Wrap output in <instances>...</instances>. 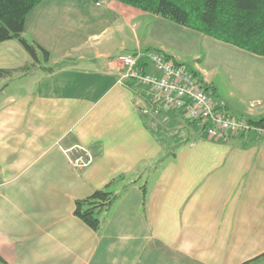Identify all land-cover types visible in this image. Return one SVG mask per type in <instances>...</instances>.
I'll list each match as a JSON object with an SVG mask.
<instances>
[{
  "label": "crops",
  "instance_id": "0c3cea01",
  "mask_svg": "<svg viewBox=\"0 0 264 264\" xmlns=\"http://www.w3.org/2000/svg\"><path fill=\"white\" fill-rule=\"evenodd\" d=\"M23 34L51 57L33 66L18 40L0 42V69L31 66L0 76V264H264V131L207 138L120 81L122 55L156 49L199 72L230 114L256 118L264 56L117 0H43ZM211 66L251 100L244 111ZM180 118L179 135L163 126ZM173 135L185 141L163 160ZM76 145L90 166H71ZM106 186L122 194L97 232L76 200Z\"/></svg>",
  "mask_w": 264,
  "mask_h": 264
},
{
  "label": "trees",
  "instance_id": "16d2710c",
  "mask_svg": "<svg viewBox=\"0 0 264 264\" xmlns=\"http://www.w3.org/2000/svg\"><path fill=\"white\" fill-rule=\"evenodd\" d=\"M42 1L0 0V42L10 39L18 40L33 59V66L48 62L51 57V53L47 49L36 41L26 38L23 34L27 15ZM117 1L159 15L256 55L264 56V0ZM147 50L156 49L149 48ZM166 56L173 62L181 64L171 56ZM30 68L31 66H23L15 70L0 69V76L22 74ZM194 72L200 76L199 72L195 70ZM204 85L215 95L212 86L206 82ZM247 119L251 124L264 129V116ZM189 122L190 124L196 123L194 120ZM177 135H173L171 140L166 143L169 148L163 155V160L175 156L176 149L185 141ZM109 186L94 190L87 198L76 200L75 214L97 232L101 230L108 213L122 194V192L113 191ZM143 195L145 203V189Z\"/></svg>",
  "mask_w": 264,
  "mask_h": 264
},
{
  "label": "built area",
  "instance_id": "2783aa9c",
  "mask_svg": "<svg viewBox=\"0 0 264 264\" xmlns=\"http://www.w3.org/2000/svg\"><path fill=\"white\" fill-rule=\"evenodd\" d=\"M104 0H96L98 5ZM124 72L122 80H134L146 87L149 103L155 110L167 106L194 120L202 134L215 140H228L249 131H264L251 124L246 117L232 115L224 100L217 98L205 87V81L189 67L173 62L161 51L144 50L124 54L121 57ZM149 64L156 72H148ZM71 166L86 168L94 160V154L83 145L65 149Z\"/></svg>",
  "mask_w": 264,
  "mask_h": 264
},
{
  "label": "rangeland",
  "instance_id": "374dc122",
  "mask_svg": "<svg viewBox=\"0 0 264 264\" xmlns=\"http://www.w3.org/2000/svg\"><path fill=\"white\" fill-rule=\"evenodd\" d=\"M210 65H211V63H210ZM211 67L212 68L209 69V74H217L214 78V81H216L215 83H217V87H218L219 91L225 97H227L230 90L235 91L234 96L230 98L231 106L233 108H235V110L238 112L244 111L245 107L250 105L251 100L247 96H243L241 93H239V91L236 89L237 87H235L232 84L231 80L225 75V74H229V73H227L223 68L216 67V66H211ZM241 98L244 99V102L241 101ZM185 124H186L185 120H183V118H180V119H178V122L176 124H173L172 126H168V124L163 125V126L169 127V129H171V131H169V132L176 134L177 133L176 131L177 130L180 131V129L183 128L185 126Z\"/></svg>",
  "mask_w": 264,
  "mask_h": 264
}]
</instances>
